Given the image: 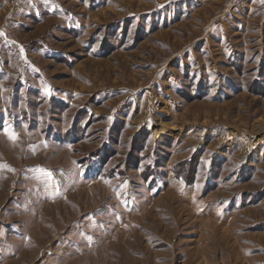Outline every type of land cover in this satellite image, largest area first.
<instances>
[{"label": "rangeland", "instance_id": "rangeland-1", "mask_svg": "<svg viewBox=\"0 0 264 264\" xmlns=\"http://www.w3.org/2000/svg\"><path fill=\"white\" fill-rule=\"evenodd\" d=\"M0 264H264V0H0Z\"/></svg>", "mask_w": 264, "mask_h": 264}, {"label": "trees", "instance_id": "trees-1", "mask_svg": "<svg viewBox=\"0 0 264 264\" xmlns=\"http://www.w3.org/2000/svg\"><path fill=\"white\" fill-rule=\"evenodd\" d=\"M176 174H177V176H185L186 178H187V176L185 175V173L184 172H180V171H176ZM182 174V175H181Z\"/></svg>", "mask_w": 264, "mask_h": 264}, {"label": "crops", "instance_id": "crops-1", "mask_svg": "<svg viewBox=\"0 0 264 264\" xmlns=\"http://www.w3.org/2000/svg\"><path fill=\"white\" fill-rule=\"evenodd\" d=\"M157 130V129H156Z\"/></svg>", "mask_w": 264, "mask_h": 264}]
</instances>
